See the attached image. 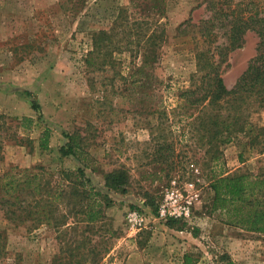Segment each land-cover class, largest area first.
<instances>
[{
  "label": "rangeland",
  "instance_id": "rangeland-1",
  "mask_svg": "<svg viewBox=\"0 0 264 264\" xmlns=\"http://www.w3.org/2000/svg\"><path fill=\"white\" fill-rule=\"evenodd\" d=\"M206 3L88 0L76 6L75 0H0V174L28 169L55 189L60 171L76 172L82 165L95 188L106 195L100 197L101 217L92 228L79 223L77 216L63 217L67 224L59 227L53 220L34 218L16 224L0 211V232L6 238L0 262L64 264L58 256L70 257L73 239L86 237L99 264H186V257L190 264H220L223 254L235 264H264V233L226 223V215L211 208L209 186L220 174H264V136L257 135L264 110L250 107L249 132H231L226 140L221 118L215 124L194 119L199 108L177 95L196 70ZM118 16L147 20L141 25L146 34L157 32L151 24L155 17L164 30L151 67V87L146 92L136 87V99L129 94L131 88L125 89L130 68L124 65L133 58L127 49L113 54L118 61L114 67L98 65L90 72L84 62L91 33L110 29ZM179 25L185 32L179 33ZM126 37L120 33L116 38L124 42ZM256 42V34L248 31L242 46L229 52L220 67L227 88L245 70ZM140 60V54L135 56ZM147 96L152 102L143 100ZM32 99L40 105L41 117L31 108ZM220 113L225 115V109ZM23 115L34 118L28 129L16 119ZM45 127L50 137L43 149L39 139ZM65 134L79 135L88 157L84 162L60 154ZM113 171L124 177L116 188L105 184V175ZM174 177L196 182L191 225H167L152 213ZM34 197L29 195V200ZM53 203L58 205L55 216L67 213L64 201ZM132 208L146 215L145 226L136 232L126 222Z\"/></svg>",
  "mask_w": 264,
  "mask_h": 264
},
{
  "label": "trees",
  "instance_id": "trees-1",
  "mask_svg": "<svg viewBox=\"0 0 264 264\" xmlns=\"http://www.w3.org/2000/svg\"><path fill=\"white\" fill-rule=\"evenodd\" d=\"M87 1L75 0L76 6H84ZM205 8L207 14L199 23L202 43L195 52L196 70L190 77L188 87L180 90L177 95L184 103L199 108V113L194 119H209L215 124L221 118L222 124H226L225 138L228 140L231 132H249L251 126L246 120L250 107L264 110V0H207ZM70 9H73V4ZM144 22L147 20L143 18L129 21L126 17L118 16L110 29L91 33V49L84 57L86 68L94 72L98 65L114 67L118 61L113 58V54L121 52L123 48L127 49L133 58L128 65H124L130 68L129 80L125 79L126 83L128 82L125 89L131 88L129 94L133 95L134 99L140 94L136 87L144 91L151 87V67L157 59L156 49L159 47L158 39H161L159 33L164 31L161 29L162 23L154 17L151 24L155 25L153 29L157 32L153 30L146 34L141 26ZM185 28L179 25V33L185 32ZM248 31L257 36L255 54L229 89L221 76L220 67L227 61L230 51L242 46ZM120 33L127 35L124 42H119L116 38ZM138 54L140 62L135 61ZM120 76L126 78L125 75ZM25 93L30 95L27 91ZM143 100L146 103L152 102L148 96L146 99L143 97ZM31 108L41 117L40 105L34 99L31 101ZM222 108L226 111L225 115L220 113ZM213 111L218 113L212 114ZM16 119L21 127L27 129L34 123L31 116L23 115ZM257 135L264 136V124L257 127ZM49 137L50 129L45 127L39 139L41 148L48 147ZM65 137L67 140L60 146V154L71 155L80 163L84 162L88 157L79 135L65 134ZM84 169L81 165L76 172L60 171L61 176L55 189L53 185L48 186L47 181H41L39 173L30 172L28 169H11L1 173L0 211L7 220L16 224L34 218L37 222L53 220L54 226L59 227L67 224L63 217L68 219L77 216L79 223L82 222L86 228H92V224L101 217L100 197L106 195L95 188ZM123 178L121 172H109L105 175V184L116 188L122 184ZM209 186L213 193L211 208L223 212L226 215V223L248 231L264 233V174H220L212 177ZM29 195L37 197L31 202ZM54 200L64 201L67 213L55 216L58 205L53 203ZM156 204L157 201L152 207L153 214L156 212ZM165 224L186 225L178 220H167ZM72 226L77 227L76 223ZM64 244L67 251L68 245L66 242ZM5 245V235L0 232V261L5 254ZM81 246L83 251H80ZM69 255L67 259L62 255L58 257L64 264H85L86 260L88 264H99L95 247L86 237L81 240L73 239ZM221 260L223 261L220 264H235L227 254H223ZM57 264H60V261H57ZM186 264H190L188 257Z\"/></svg>",
  "mask_w": 264,
  "mask_h": 264
},
{
  "label": "built area",
  "instance_id": "built-area-1",
  "mask_svg": "<svg viewBox=\"0 0 264 264\" xmlns=\"http://www.w3.org/2000/svg\"><path fill=\"white\" fill-rule=\"evenodd\" d=\"M198 172L197 169H194ZM198 196L196 182L194 180H182L174 177L163 190L157 200L156 212L153 214L157 220H178L191 225L194 222V201ZM126 222L132 231H138L145 226L146 215L141 208L129 209L126 214Z\"/></svg>",
  "mask_w": 264,
  "mask_h": 264
}]
</instances>
